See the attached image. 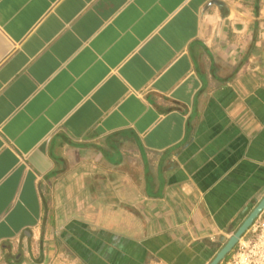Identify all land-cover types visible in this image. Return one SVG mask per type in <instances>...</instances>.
Wrapping results in <instances>:
<instances>
[{"label":"crops","instance_id":"crops-1","mask_svg":"<svg viewBox=\"0 0 264 264\" xmlns=\"http://www.w3.org/2000/svg\"><path fill=\"white\" fill-rule=\"evenodd\" d=\"M262 200L264 0H0V264H210Z\"/></svg>","mask_w":264,"mask_h":264},{"label":"built area","instance_id":"built-area-1","mask_svg":"<svg viewBox=\"0 0 264 264\" xmlns=\"http://www.w3.org/2000/svg\"><path fill=\"white\" fill-rule=\"evenodd\" d=\"M221 264H264V215L242 235L230 259Z\"/></svg>","mask_w":264,"mask_h":264},{"label":"water","instance_id":"water-1","mask_svg":"<svg viewBox=\"0 0 264 264\" xmlns=\"http://www.w3.org/2000/svg\"><path fill=\"white\" fill-rule=\"evenodd\" d=\"M264 211V200H262L256 209L250 214L247 220L243 223V225L237 230V232L228 240L226 245L217 253L215 258L212 260L210 264H219L221 263L226 255H228L232 249L235 247L237 242L240 240L242 235L250 228L253 221L259 216V214Z\"/></svg>","mask_w":264,"mask_h":264}]
</instances>
